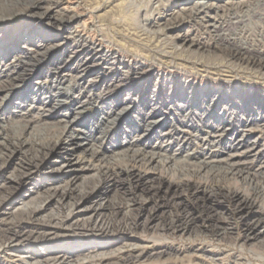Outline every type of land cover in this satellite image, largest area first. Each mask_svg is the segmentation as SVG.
I'll list each match as a JSON object with an SVG mask.
<instances>
[{
  "label": "rangeland",
  "instance_id": "1",
  "mask_svg": "<svg viewBox=\"0 0 264 264\" xmlns=\"http://www.w3.org/2000/svg\"><path fill=\"white\" fill-rule=\"evenodd\" d=\"M195 1L198 0H164L163 4L160 5L158 0H136L135 3L143 6V9L134 13L135 8L127 5L128 0H59L58 8L60 10L58 12L57 9L54 12L56 9H52L53 17L57 16V12L63 15L64 18L73 17L69 25L59 26L53 22L52 18L45 17L43 19V17H39L38 15L41 14L42 9H29L26 6V0H0V28L7 27L4 37L0 36V50L3 49L2 42H5L8 37L15 36V46L8 45V50L4 47L3 50L5 51L0 52V69L10 71L9 73L8 71L5 72L9 76L22 72L21 77L13 86L11 95L15 94L16 96L26 87L39 85L41 80L45 78L50 87L55 76V67L50 64L58 58L68 62L67 67L64 68L66 70L61 75L83 74V68L75 70V65L85 58V60H88V69H93V71L87 73L80 81V87L84 92H81L82 95L77 99L84 100L85 97L83 96L87 95L89 89L86 84L88 83L87 80L89 77L95 76V79L98 80L97 92L99 95L102 94L101 99L105 100L107 108H111L109 102L113 100L122 103L132 101V105L130 104V107L128 106L121 114L120 107L114 109L115 124L111 128H107L103 135H99L104 149L112 143L116 136V141L124 144L132 140L130 143H135L137 147L144 150H151L150 148L152 150L156 148L157 150L161 146L162 154L176 153L177 156H180L184 155L187 150L186 152H191L187 160L190 162L200 159L198 156L201 155L198 154L202 151L210 153L212 156L216 155V158L225 156L228 150L226 147L230 144L231 147H235L238 143L237 139L240 138L241 145L238 146L237 150L243 151L240 152L239 157L241 156V161H246L245 167L253 168L260 165L258 159L259 155L264 152V133L262 132L264 128L253 126L250 131H243L240 120L246 119L247 113L238 109V103L240 101L239 96L247 94L246 90H248V93L255 90L256 94L254 95H256V98L263 99L261 103L264 108V71L249 68L244 63L234 62L227 56L225 48H230V41L235 39L238 44H235L234 48L238 47L240 43L245 44L246 41H251L258 42L262 47L258 45L257 50L264 51V40L259 37V34L263 33L262 35H264V20L259 21L251 17L253 11L264 16V2L261 4L252 0L251 5L246 10L239 12L240 15L244 16V21L240 23H237L229 13L210 11L208 13L210 21L214 20L221 25L217 32L207 30L200 19H195L181 28L171 30L164 35L156 34L153 38L147 32L150 37H146L147 35L144 32L147 29L157 31L158 27L154 29V26L151 27L150 24L149 28L143 25L146 24L145 19H148L149 22L158 18V16L167 19L171 12H176L183 7H188V5L192 6ZM225 1L231 0H210L209 2L222 4ZM38 2L42 4V7H48L49 4L52 5L54 0H39ZM119 20L122 23L119 24ZM129 22H131V25ZM24 25L27 29L24 28ZM25 32L29 33H27L29 40L23 39ZM122 33H128L131 36L129 38H127L128 34L124 37L120 36ZM136 33H142L141 38L143 39L140 42L133 35H136ZM183 33H187L194 39L204 41L205 46H207L204 48L206 51L204 53H201V51H183L177 46V41L173 38L174 35ZM20 36L21 38H19ZM218 37H220L219 41L217 40ZM84 40L86 44H84ZM217 46L224 50H219ZM175 47L177 48L175 49ZM258 53V51H254L253 54ZM103 54L108 57L105 61H99ZM108 69L110 70L107 71ZM104 70L105 72H102ZM102 74L103 76H101ZM98 77H106L104 78L105 81L114 82V86L111 87L109 92L104 89L103 82ZM120 78H123V81L115 82V79ZM134 87L138 88L135 92ZM76 95L78 93L70 94L65 103L77 100L75 99ZM243 98L245 99V96ZM188 101L190 103L197 102V107L191 108L181 104ZM39 102L41 103V100ZM215 103L218 107L214 112L206 111L209 104ZM246 104L254 108H252L253 113L257 112V106L254 107L249 101ZM98 107L99 104L97 103L85 106V110H81L78 115L76 123L79 124L94 115ZM53 110L56 111V107ZM63 112H66V110L61 108L57 110L56 114L53 112V114L46 116V122L55 123ZM117 112L119 114H116ZM260 113L261 111H258L256 115ZM10 115L14 116L12 113ZM160 115L164 116L165 125L153 124L152 127L150 125L149 135H146V130L149 127L139 125L138 121L134 123V126L126 129L130 137H125L121 131L119 132L120 127L129 116L135 120L139 119L140 121V118H145L144 120L147 119L148 121L162 117ZM218 116L224 117L226 122L233 125L234 130H232V133L228 132V129L231 128L230 125L218 126L216 121ZM259 116L258 118H260ZM12 118L10 117V121L8 119L3 120L4 122L0 121V126L5 127L4 129L8 134L14 132L16 130L14 125L19 123L17 118H13V120ZM135 124L137 125L135 126ZM75 129L80 134L82 130H86L82 128ZM35 131L32 128L27 129L25 137L29 140L35 139L34 135L37 134V131ZM167 132L169 133L164 136L163 133ZM115 133L118 134L115 135ZM93 134L94 137L98 135L96 132ZM201 137L204 139H201ZM1 138L2 135H0V142ZM69 141L68 138H64L62 141L64 145L62 146L69 149ZM216 142L218 145H216ZM221 151L224 152L221 153ZM63 152L62 150L54 152L46 160L50 163H59L58 161L63 157ZM76 154L78 153L76 152ZM251 157L257 159L253 161ZM108 160L112 163L116 162L121 169L123 168L122 171L112 177L110 181L105 182L99 180L101 177L94 171V168L75 170L80 178L76 183L74 193L93 189V194L102 199L106 198L108 207H106L103 214V220L110 224L111 231L109 233L92 232L83 229L73 230L71 227L54 226L49 231L47 230L45 236L48 238L42 240L43 242L33 238L21 239V241L24 240L21 249L27 247L25 250L36 252L45 251L46 248L57 251L63 248L64 251L74 252L72 255L75 256L83 247L85 249L94 247V253L107 254L114 251L123 242H136L140 245L157 242L158 246H166L168 249L160 256L145 258L133 264H230L233 260L228 255H237L242 260H249L248 264H264V247H258L264 240V224H262L263 228L258 232L257 238L253 242L250 241L243 245L244 250L239 248L243 244L242 233L246 229V222L261 217L260 214L262 213L258 205L263 203L259 192H250L249 194L256 199L254 206L242 210L237 209L236 200H227L220 195L217 200H214L212 196L207 198L209 191L195 193L193 192V186L196 184L206 187L221 185L225 189H235L240 193H244L248 186L241 184L239 181L235 182L222 174L210 175L204 172L197 174L186 169L181 172L178 170L171 171L170 168L166 169L158 166V164H153L151 169L141 170L145 172V176H148L151 180L165 178L173 182L184 181L185 188L178 189L175 192L170 191L166 196H163V193L148 198L137 195L136 201L131 202L128 195H122L124 190V193L128 194L126 193L127 190L133 185L130 172L126 169L131 165V161L127 156L109 157ZM28 162H30L28 155L17 154L6 163L4 176L15 173L21 163ZM216 164L222 165V163ZM34 173L31 180L23 183L13 193L9 203L1 205L2 214L5 213V216L0 215V231L4 229L10 218L18 215L24 201L28 205H34L46 196L43 191L44 188L41 187L46 182V180L43 182L44 170ZM139 191L141 190H138L137 193ZM163 198L166 199L163 200ZM45 204V209L41 214L42 217L47 218L60 213L61 207L58 203L48 201ZM117 210L120 213L116 216L115 212ZM136 215L137 217H135ZM145 219L149 221V228L143 231L140 223ZM169 221L174 223L187 221L184 232L161 233L160 231H154L155 226L160 227L170 223ZM24 224L26 230L42 231L47 227L38 220L26 221ZM213 227L225 231V234L221 235L223 240H218L217 236L211 234ZM201 246L204 249L206 248L209 253L220 252L221 255L214 257L215 262H212L209 259L210 257L200 255L194 251V248ZM83 256L84 254L79 257ZM29 260L34 262L36 258H29ZM6 263L9 262L6 261Z\"/></svg>",
  "mask_w": 264,
  "mask_h": 264
},
{
  "label": "bare ground",
  "instance_id": "2",
  "mask_svg": "<svg viewBox=\"0 0 264 264\" xmlns=\"http://www.w3.org/2000/svg\"><path fill=\"white\" fill-rule=\"evenodd\" d=\"M38 1L39 0H26V4H27L26 6H28L29 9L31 8L33 10L42 9L41 14L38 16L41 18L43 17V19L45 17L48 19L52 18L53 22H55V24H58L59 26L63 24H67V25L70 24V21L73 19V17L64 18L63 15L58 13L60 10L58 8L59 0H54L52 5L49 4L48 7H42V4ZM135 1L136 0H128L127 5L133 6V8H135L134 13H137L139 12L140 9H143L142 8L143 6H141L140 4L139 5L136 4ZM209 1L210 0L195 1V3L192 6L188 5V7H183L176 12H171L169 18L167 19H162V17L159 16L158 18H155L151 22H149L148 19H145L146 24L143 25H146L148 27L150 24L151 27L154 26V29L155 27H158V30L151 31L147 29L144 33L147 35L148 32L152 38L153 36L155 37L156 34L164 35L167 32H170L171 30L181 28L185 24L195 19H200L207 30L211 32L214 31L217 32L218 28L221 25L220 23L214 20L210 21L209 19L210 16L208 15L210 11L211 12L213 11L214 13H219V12L225 14L229 13V15L232 16L237 23H240L244 21V16L240 15L239 12L246 10L248 6L251 5L252 2V0H236V1L231 0V1H225L222 4H218ZM253 1L261 4H263L264 2V0H253ZM158 2L160 5H162L164 0H158ZM120 5L121 4L119 3V6ZM52 9H56L54 12H56L58 9L56 16L57 18L53 17L54 13L52 14ZM251 17L259 21L264 20V16L254 11L251 12ZM118 23L120 24L122 22H120L119 20ZM129 23L131 25V22ZM24 28H26L25 25ZM6 29L7 27L0 28V36L4 37L3 35L6 32ZM27 33L28 32H25L23 34V39L25 40L30 39L28 35L29 33L28 34ZM127 34L122 33L120 34V36L124 37ZM262 34H259V37L261 40H264V35ZM133 35L134 37H136V39L139 42L141 41V39H143L141 38L142 33L140 34L136 33V35L135 34ZM130 36L131 35L128 34L127 38H129ZM150 36L147 35L146 37H150ZM19 38H21V36ZM173 38L175 39V41H177V46L183 49V51H190V52L201 51V53H204L206 51L204 50V48H206L207 46H205L204 41L200 39H194V37L193 38L192 36L190 37V35H188L187 33H183L181 35L180 34L174 35ZM217 40L219 41L220 37H218ZM14 41H15V36L8 37L5 42H2L3 49L5 47V49L8 50L7 48L8 45L14 47L15 46ZM230 43L231 46L228 45L230 48L227 49L224 47L226 49L225 52L230 59H232L234 62L244 63L249 68H256L261 72L264 71V51L257 50V46L259 45L258 42L246 41L245 44L240 43L236 48H234V45L238 43L235 42V39L230 41ZM84 44H86L85 40H84ZM259 47L262 46L259 45ZM176 48L177 47H175V49ZM3 49H1L0 52H2ZM218 49L222 51L224 50L221 49L220 47H218ZM254 51H258L259 53L255 55L253 54ZM107 57H108L107 55L103 54L101 55V58H99L100 59L99 61H105ZM67 63H68L67 61H62L59 58L51 62L50 65L55 67V72H54L55 76L53 77V81L50 87L46 83L45 81L46 78H45L44 80H41V83L39 85H32L26 87L23 90H21L19 93H17L16 96L15 94L11 95V92H13V88H14L13 86H15V82L21 77L22 72L21 73L19 72L14 76L10 74L11 76H9V74L5 73L8 70L6 71L3 68L0 69V121L6 119L10 121V117H13V118H17L19 122L17 125H14L15 126L14 128L16 130L11 134L10 132L9 134L8 132H6V130L4 129L5 127L0 126V135H2L0 142V207L5 203H9L13 193L17 189H19V187L23 183L31 180L34 177L33 175L35 174L34 172L44 170L43 182H45V180L47 182V183L45 182V184L41 186L44 188L43 190L45 192L44 194H46L44 199H42L38 203H35L34 205H28V203L24 201L23 207L20 208V212L18 213V215L14 216L13 218H10V221L6 223L4 229L0 231V264H7L6 261L9 262L8 264H15V263L17 264L18 263L19 264L132 263L133 264L142 259L150 258L154 256L157 257L163 254L168 248L166 246L164 247L158 246L157 242H152L150 244L144 243L143 245L136 244V242L135 243L123 242L120 246H118V248L107 254L94 253L95 250L93 249L94 247H89L86 249L83 247L80 249L77 255L74 254L75 256L72 255L74 252L64 251L63 248L58 251L55 249L50 250L46 248L45 251H36V252L34 251L30 252L28 250H25L27 247L21 249L22 242L24 241V240L21 241V239L33 238L34 240L43 242L48 238L47 236H45V234H47V232L50 229L54 228V226L71 227L73 230L83 229L85 231H92V232L102 231L109 233L111 231V227L109 226L110 224L108 222H105V220H103V216H104L103 214L105 212L106 207H108V204H106L107 201L105 200L106 198L102 199L101 197L93 194V189L90 191H82L79 193H74L76 188V183L80 178L78 174L75 172V170H79L80 168L81 169L90 168V167L94 168L95 169L94 171H96L98 176L101 177V179L99 180H103L105 182L110 181L112 177H115L116 174L118 175L120 171H122L123 168L121 169L120 166L116 164V162L115 163L110 162L108 160L109 157L115 158V157L127 156L129 161H131V165L128 166L126 169L130 172L133 185L131 188L127 190L128 192L126 193L128 194L124 193L125 190L122 194L123 196L128 195V197H130L131 202L136 201L137 195L140 196L142 195L143 197L148 198V197H153L155 195L157 196V194L159 196V193L161 194L163 193V196H166V194L170 191L175 192L178 189L182 190L185 188L184 181L173 182L165 178H161L157 180L149 179L148 176H145V172L141 170L145 171L147 169H151L153 164H158V166H161L166 169L170 168L171 171L178 170L181 172L184 169H186L189 171L191 170L193 173L195 172L197 174L201 172L207 174L209 173L210 175L222 174L224 177H228L229 179H232L235 182L239 181L241 184L248 186L247 189H245L244 193L242 192L240 193V191L235 189L234 190L229 188L225 189V187L221 185L206 187L200 184L199 185L196 184L193 186V192L205 193L206 191H209L207 198L208 196H212L214 197V200H217L219 195L223 196V198L227 200L229 199L236 200V204H237L236 208L241 210L246 207L254 206V204L256 203V199L255 197L249 194L250 192H259L263 204L260 203L258 205V208L261 210L260 212L262 214H260L261 215L260 218H256L253 221L246 222V229L242 233L243 244L239 247L240 250L244 248L242 246L247 244V242L250 241L253 242L257 238V234L262 230L261 229L263 228L262 224H264V152L259 155L258 160H260V165H257L256 167L253 168L251 167L249 168V167H245L244 165L246 161L245 162L244 160L241 161L240 158L241 156L239 157L240 152H243L237 150L238 146L241 145L239 141L240 138L237 139L238 143L236 144L235 147H231V144L226 147L228 149L227 150L228 153L226 152L225 156L216 158V155L212 156L210 153L202 151L203 153L201 152L198 154L201 155L200 157L198 156V158L200 159L193 160L190 162L187 160L191 152H186L187 150L185 151L184 155L181 153L182 155L180 156H177L178 154L176 153L162 154L160 149L161 146L157 150L156 148L153 150L152 148H150L151 150H144L142 148L137 147L135 143L134 144L130 143L132 140L128 143L126 142L122 144V142L116 141L117 139L116 136L112 140V143H110L109 146L107 145V147H105L104 149V147H102V141L99 138V135H103L107 128H111V126L115 124L116 119L114 117L115 114L114 109L116 107L117 108L120 107L121 109L119 111L121 114V112H124V110H126L128 106L130 107L132 101L123 102V103L118 100L110 101L109 103H111L110 106L112 108V110L110 111L111 108H107L106 107L107 104L105 103V100L101 99L102 94L99 95V93L97 92L96 87L98 85V80L97 78L95 79V76L89 77V79L87 80L88 83L86 84L88 85L87 88L89 89L87 95L83 96L85 97L84 100L77 99L84 92L80 87V81H82L83 77H85L87 73L93 71V69L91 70L88 69L89 68V65L87 64L88 60H85L84 58L81 59L79 62H77L75 65V70L83 68L82 69L83 74L78 73L74 76H72L71 74L61 75L62 72L66 70L64 68L67 67L68 65ZM109 70L110 69H108L107 71ZM9 72L10 71H8V73ZM102 72H105V70ZM101 76H103V74ZM98 78L101 80V82H103L102 85H104V89L107 90L108 92L111 90V87L114 86L113 85L114 82L111 83V81H105L104 78L106 77H98ZM117 81L118 82L123 81V78L122 79L120 78L118 80L115 79V82ZM133 90L135 92L138 90V88L134 87ZM76 93H78V95H76L75 98L77 100H72L69 103H65V101L69 98L70 94L74 95ZM246 93L247 94L244 95L245 99L243 98L244 97L243 95L239 96L240 101L238 103L239 104L238 109L242 112L247 113V116L245 117L246 119L240 120L242 123L243 131H250V129L253 126L264 128V108L261 103V100L263 99H260L259 97L256 98V95H254L256 94L255 90H251L250 93H248V90H246ZM40 100L41 103L39 102ZM189 101L183 102L181 104L191 108L197 107V102L190 103ZM248 101L252 103L254 107L257 106L256 111L257 112L261 111L262 113V114L260 113L261 116H259L260 114L256 115L257 112L253 113L252 110L253 107H250L251 105L249 106L246 104V102ZM95 103L99 104V107L98 110H96V112L94 113V115H92L89 118H86L84 121H82L79 124L76 123V119L80 114L81 110H83L85 106ZM55 107L57 110L64 108L66 112L61 113L62 114L61 117H59L55 123L46 122L45 120L46 116L53 114V112H55V114L57 113V110L56 111L53 110V108ZM217 107L218 105L216 103L209 104L208 108H206V111H210L212 113L215 111ZM30 111L32 112L29 114ZM10 113H12L14 116L10 115ZM116 114L119 113L117 112ZM71 115L72 117H70ZM258 116L260 118H258ZM144 119L145 118H140L139 121V119L135 120L131 118V116H129L125 120L123 125L120 127L119 132L121 131L125 135V137H130V134L126 131V129H128L130 126H134V123H137L138 121L139 125H145L146 127H149L146 130L147 131L146 135H149L150 125L151 127L153 124L162 126L165 125L166 122L164 116L158 119L154 118V120H148V121L147 119L146 120ZM216 121L218 122V126L230 125L231 128L228 129L229 133L230 132L232 133V130H234L233 125L226 122L224 120V117L218 116L216 118ZM136 125L137 124H135V126ZM29 128H32L33 130L35 129L37 131V134L34 135L36 137L35 139L29 140L25 137V133ZM75 128H80V129L82 128L86 130L84 131L82 130L80 134L75 131L76 130ZM95 132L98 134L96 135L97 137H94L93 133ZM262 132L264 133V130H262ZM168 133L169 132L163 133V135L165 136V134ZM117 134L115 133V135ZM42 136L43 137L46 136V137L43 138ZM64 138H68L70 140L69 149H66V147L62 146L64 145V143L62 142ZM94 138L97 139L94 140ZM201 139L204 138L201 137ZM216 145H218L217 142ZM120 148L123 149L119 150ZM60 150L64 152H63V157L58 161L59 163H50L48 160H46L47 157L51 156L54 152H58ZM76 152L78 154H76ZM222 152L224 151H221V153ZM21 153L28 155V159L30 162L21 163V166L20 167L18 166V169L15 170V173L9 174L8 176H4L3 173L4 170L6 169V165H7L6 163L9 160H11L14 156ZM252 159L254 161L257 158L253 157ZM216 163H222V165H218ZM138 190L141 191L137 193ZM166 198H163V200ZM48 201L49 202L54 201L58 203L59 206L61 207V210L60 213L58 214H53L51 216H48L47 218H44L42 217L43 215L41 216V214L45 209L46 206L45 203H47ZM161 203L159 204L162 205ZM119 213L120 211L117 210V212H115V215L117 216L119 215ZM0 215L5 216V213L2 214L1 208H0ZM135 217H137V215ZM35 220L41 221V223L45 224L47 227L44 228L42 231L26 230V226L24 222L26 221L32 222ZM183 221H179V223L176 222L174 223L169 221L170 223H166L160 227L155 226L154 231H160L161 233L164 232L174 233L176 231L184 232L187 221L186 222ZM140 226L142 227L143 231L147 230L149 228V221L146 219L143 220V222L140 223ZM211 234L217 236L218 240L220 239L223 240V237H221V235H224L225 231L224 230L221 231L219 230V228L213 227V229L211 230ZM260 246L264 247V240L259 244L258 247ZM194 251H196V253H199L200 255L210 257L209 259H211L210 261L212 262H215L214 257L221 255L220 252L209 253L206 250V248L204 249V247L202 246L194 248ZM82 254H84V256L80 258L79 256ZM228 257H230L233 260L230 264L249 263V260H242V258H239L237 255H228ZM29 258H36V260L34 262H30Z\"/></svg>",
  "mask_w": 264,
  "mask_h": 264
}]
</instances>
